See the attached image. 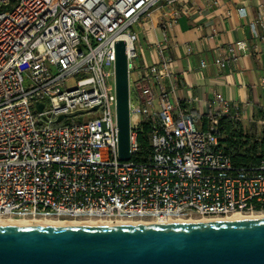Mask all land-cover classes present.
Wrapping results in <instances>:
<instances>
[{
  "label": "built area",
  "instance_id": "obj_1",
  "mask_svg": "<svg viewBox=\"0 0 264 264\" xmlns=\"http://www.w3.org/2000/svg\"><path fill=\"white\" fill-rule=\"evenodd\" d=\"M163 1L175 0H0V217L112 225L264 214V160L236 166L219 145L218 118L230 110L223 97L201 129L170 99L168 58L136 70L134 27ZM119 40L128 84L134 78L126 161L117 149ZM246 47L228 45L215 66ZM143 120L150 152L136 160Z\"/></svg>",
  "mask_w": 264,
  "mask_h": 264
},
{
  "label": "water",
  "instance_id": "obj_2",
  "mask_svg": "<svg viewBox=\"0 0 264 264\" xmlns=\"http://www.w3.org/2000/svg\"><path fill=\"white\" fill-rule=\"evenodd\" d=\"M114 72L117 149L126 161L131 153L123 40L115 43ZM0 264H264V216L127 225H0Z\"/></svg>",
  "mask_w": 264,
  "mask_h": 264
},
{
  "label": "crops",
  "instance_id": "obj_3",
  "mask_svg": "<svg viewBox=\"0 0 264 264\" xmlns=\"http://www.w3.org/2000/svg\"><path fill=\"white\" fill-rule=\"evenodd\" d=\"M261 6L264 0L163 1L134 27L136 70L168 58L172 75L165 86L170 99L190 112L194 121L217 108L218 94L229 104V113L243 122H264ZM237 40L246 41L247 47L222 68L215 66L219 53H226L227 46Z\"/></svg>",
  "mask_w": 264,
  "mask_h": 264
},
{
  "label": "trees",
  "instance_id": "obj_4",
  "mask_svg": "<svg viewBox=\"0 0 264 264\" xmlns=\"http://www.w3.org/2000/svg\"><path fill=\"white\" fill-rule=\"evenodd\" d=\"M207 116L195 121L196 126L206 128ZM195 120V119H194ZM150 125L143 120L136 129V141L139 151L136 160H144L150 152ZM217 136L219 145L229 156L233 165L246 166L264 160V122L253 120L243 122L238 116L228 114L218 118Z\"/></svg>",
  "mask_w": 264,
  "mask_h": 264
},
{
  "label": "bare ground",
  "instance_id": "obj_5",
  "mask_svg": "<svg viewBox=\"0 0 264 264\" xmlns=\"http://www.w3.org/2000/svg\"><path fill=\"white\" fill-rule=\"evenodd\" d=\"M255 217V216H264V214L257 215H243L240 213H234L227 217L226 219H242L247 217ZM204 221L209 220L206 218H195L189 221ZM127 225L133 224L131 222L119 221L116 225ZM0 225H109L107 222L101 220H69V219H61V220H52V219H37L33 221L24 220V219H15L9 217H0Z\"/></svg>",
  "mask_w": 264,
  "mask_h": 264
},
{
  "label": "rangeland",
  "instance_id": "obj_6",
  "mask_svg": "<svg viewBox=\"0 0 264 264\" xmlns=\"http://www.w3.org/2000/svg\"><path fill=\"white\" fill-rule=\"evenodd\" d=\"M136 60V59H135ZM135 60H134V62H135ZM129 85H130V87H131V89H133L134 88V78H133V74L132 73H130V76H129ZM82 118V114H80L79 115V117H78V119H81ZM243 215H251V214H249V213H244ZM256 215V214H255ZM53 220V219H52Z\"/></svg>",
  "mask_w": 264,
  "mask_h": 264
}]
</instances>
